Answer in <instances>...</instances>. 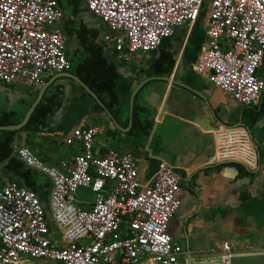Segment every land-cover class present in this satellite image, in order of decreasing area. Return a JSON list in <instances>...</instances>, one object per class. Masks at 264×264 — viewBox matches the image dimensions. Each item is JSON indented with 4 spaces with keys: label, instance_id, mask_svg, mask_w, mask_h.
<instances>
[{
    "label": "built area",
    "instance_id": "2783aa9c",
    "mask_svg": "<svg viewBox=\"0 0 264 264\" xmlns=\"http://www.w3.org/2000/svg\"><path fill=\"white\" fill-rule=\"evenodd\" d=\"M208 47L196 71L242 106L255 105L264 90V0H84L89 13L107 26L105 42L127 61L156 53L178 29L200 20L206 2ZM65 13L57 0H0V85L72 69L67 36L58 24ZM98 127L75 130L68 145H81L72 162L51 167L28 147L16 156L51 182L47 208L38 195L16 182L1 183L0 264H181L183 248L169 233L182 205V176L159 164L143 185L130 153L95 152ZM258 151L243 126L215 132L214 163L258 164ZM89 193L91 200L79 193ZM60 233L53 241L52 223ZM253 250V249H252ZM225 243L214 264H229ZM213 263V262H212Z\"/></svg>",
    "mask_w": 264,
    "mask_h": 264
},
{
    "label": "crops",
    "instance_id": "0c3cea01",
    "mask_svg": "<svg viewBox=\"0 0 264 264\" xmlns=\"http://www.w3.org/2000/svg\"><path fill=\"white\" fill-rule=\"evenodd\" d=\"M57 1L65 13L58 26L68 38L66 54L72 69L48 74L41 85L27 80L0 85V112L14 113L16 117L26 115L37 100L36 109L53 97L60 102V107L47 117L46 125L17 134L15 150L28 147L45 164L59 167L81 153L80 144L66 143L73 132L98 127L101 133L96 138L95 152L104 155L113 150L132 154L138 159L143 185L153 183L162 162L182 176V205L169 229L173 242L184 251L180 263L187 264L188 247L191 254H205L213 263L223 254L225 243L237 254L264 249V116L251 128L243 126L249 130L258 151L254 169L243 167L242 173L237 167L227 166L229 162H210L215 152V132L241 126L243 106L215 87L209 77L196 71L200 55L208 47V19L201 18L194 25L178 29L158 52L144 55L140 62L127 61L105 42L108 28L94 22L93 14L80 12L67 0ZM82 25L96 31L95 41L78 40L76 31ZM89 48L91 52L92 49L100 52L116 71L118 101L112 108L89 87L98 100L76 80L66 77L70 73L78 77L75 68L90 55ZM160 52L174 55V69L168 75L148 77L149 68ZM259 76L264 80V66ZM156 77L170 80L168 83L149 80ZM262 105L264 90L252 106ZM136 120L153 123L149 137L136 131ZM3 166L0 164L1 183L16 182L22 186L3 173ZM87 196L91 195L87 193ZM218 227L235 237L236 244L227 240L219 243ZM204 239L214 246L203 244ZM192 262L203 264L195 258Z\"/></svg>",
    "mask_w": 264,
    "mask_h": 264
},
{
    "label": "trees",
    "instance_id": "16d2710c",
    "mask_svg": "<svg viewBox=\"0 0 264 264\" xmlns=\"http://www.w3.org/2000/svg\"><path fill=\"white\" fill-rule=\"evenodd\" d=\"M70 4H74V8L80 12L88 13L82 10L84 0H67ZM208 1L205 3L203 14L207 7ZM77 10H74L76 13ZM79 12V11H78ZM200 18V19H201ZM77 38L81 43H85L91 39H97L96 31H89L87 27L81 26L77 31ZM90 49V48H89ZM91 52V49L90 51ZM175 66V58L173 54L160 52L158 59L149 68L148 77L159 75H168L172 73ZM78 77L110 108L112 104L118 101L115 92L117 75L113 66L108 65L100 52L92 49V52L83 62L75 68ZM108 98V102L104 99ZM60 107V102L56 98H50L47 103L41 104L32 115L28 124L20 131H0V164H3V173L11 176L19 181L22 186L35 192L44 205H48L51 183L49 180L43 181V175L28 168L17 156L15 148V139L18 133L29 132L46 125L47 117ZM98 109H100L98 107ZM264 116V105L261 107L243 106L242 120L247 128H251L257 121ZM25 115L17 116L14 113L0 112V126H11L20 124ZM135 129L138 133L149 137L153 129V123L146 120H136ZM227 166L237 167L243 173V166L231 163ZM190 187V185H189Z\"/></svg>",
    "mask_w": 264,
    "mask_h": 264
},
{
    "label": "water",
    "instance_id": "95a60500",
    "mask_svg": "<svg viewBox=\"0 0 264 264\" xmlns=\"http://www.w3.org/2000/svg\"><path fill=\"white\" fill-rule=\"evenodd\" d=\"M82 10H87L85 4L82 6ZM95 21L96 23H102V21L95 17ZM103 24V23H102ZM173 38V37H172ZM171 39V38H170ZM169 40V39H168ZM167 41V40H166ZM67 73V72H65ZM72 78L74 80H76L85 90H87L91 96L93 98H95L96 100L97 97L96 95L88 88V86L78 77H76L73 74H67L66 77ZM153 79H160V80H164L167 83L169 82L170 78L169 77H156V78H150L149 80H153ZM39 103V100H37L33 106L31 107V109L28 111V113L25 115L23 121L20 124L17 125H11V126H0V131L5 130V131H19L22 128H24L28 122L30 121L32 114L34 113L37 105ZM241 126H244V124L240 123ZM46 208V212H47V217H48V221L50 222V212L47 208V205H44ZM219 257H217L216 259H218ZM200 262H203V264H214L212 263L211 259H209L207 256H199ZM47 264H57V262L55 261H51V262H47ZM187 264H194L192 262V254L191 251L188 247L187 249ZM229 264H264V249H253L252 252L247 253V254H237L235 252L232 253V257L229 260Z\"/></svg>",
    "mask_w": 264,
    "mask_h": 264
},
{
    "label": "rangeland",
    "instance_id": "374dc122",
    "mask_svg": "<svg viewBox=\"0 0 264 264\" xmlns=\"http://www.w3.org/2000/svg\"><path fill=\"white\" fill-rule=\"evenodd\" d=\"M208 12H209V2L207 3V7H206L205 12H204L203 17H202L204 20H207L208 19ZM206 47H207V45H206ZM135 156H136V154H135ZM135 159H136V161L138 163V159L136 157H135ZM42 179H43V181H45V177H42ZM83 196L86 197L87 196V193H85V192L84 193H79L78 199L82 198ZM89 197H92V196H89ZM210 215H211V213H210ZM52 227H53V236L51 237V239L53 241L57 240L58 242H60V233H59V230H58V228H57V226L55 225L54 222L52 223ZM216 231L219 232V239H218V242L219 243H223L224 241L227 240L232 245H235L236 244V241H235L236 238L233 237L232 235H230L227 232L220 231V227L216 228ZM252 236L254 237V235H252ZM253 237H249V239L254 240ZM207 240L208 239H204V241H202L203 244H205L207 246H214V245L209 244L210 242H208ZM243 240H244V238H243ZM243 246H244V243H243ZM199 256L206 257L207 255H205V254H194V253H192V258H195L196 260H200L199 259ZM181 264H183V261H182Z\"/></svg>",
    "mask_w": 264,
    "mask_h": 264
}]
</instances>
